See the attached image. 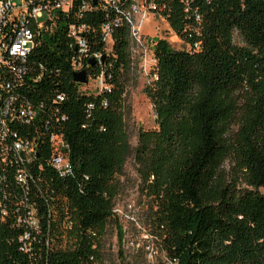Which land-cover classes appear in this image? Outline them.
I'll return each mask as SVG.
<instances>
[{
    "label": "trees",
    "instance_id": "obj_1",
    "mask_svg": "<svg viewBox=\"0 0 264 264\" xmlns=\"http://www.w3.org/2000/svg\"><path fill=\"white\" fill-rule=\"evenodd\" d=\"M82 1L58 13L57 27L37 36L27 58L25 94L45 102V119L30 163L0 146V212L8 206L3 218L0 213V264L102 261L117 176L131 153L123 97L134 56L130 28L114 22L116 10L90 0L93 7L80 17ZM156 2L185 44L176 49L165 38L156 40L158 78L146 92L157 128L141 132L134 151L156 200L164 248L171 264H264V0ZM129 5L122 0L121 7ZM80 22L90 25L89 54H103L94 64L86 57L81 67L102 76L106 86L97 92H86L73 78L79 51L70 46L68 25ZM108 22L110 48L101 30ZM195 43L198 49L188 48ZM33 75L40 78L31 80ZM59 95L64 99L54 101ZM55 131L69 143L73 175H61L51 163ZM21 135L34 137L25 129ZM227 158L237 166L236 176L223 168Z\"/></svg>",
    "mask_w": 264,
    "mask_h": 264
},
{
    "label": "built area",
    "instance_id": "obj_2",
    "mask_svg": "<svg viewBox=\"0 0 264 264\" xmlns=\"http://www.w3.org/2000/svg\"><path fill=\"white\" fill-rule=\"evenodd\" d=\"M74 2L75 0H0V146L5 147L7 151H13L21 164L30 163L34 157L38 148L36 138L42 134L41 122L45 119L42 114L45 102L43 100L35 102L25 94V91L30 90L25 79L31 72L27 58L37 36L45 31L52 32L57 27L58 13L69 12ZM121 3L122 0H100V7L116 10L118 14L114 22L118 24L124 21L129 26L131 49L134 56L137 45L147 40L143 36V28L150 16H158L166 21L160 13L164 6L158 4L156 0H130V5L124 8L121 7ZM92 7L90 0H83L78 6L79 16L82 17L83 12ZM186 10L188 11V8ZM197 18L200 19V15ZM89 30L90 25L86 22L68 25L70 46L79 51V64L76 71L81 70L82 62L86 57L89 59L95 57L99 62L103 57V54L99 52L89 54L86 36ZM101 30L105 42L111 47L112 23H104ZM155 43L156 41L153 44ZM187 46L189 49L192 47L198 49L199 43ZM153 57V78L156 79L158 76L155 71L154 53ZM98 77L102 79L101 89L105 88L102 76ZM30 78L37 80L40 75H33ZM63 99L64 96L59 95L54 101L58 102ZM23 129L32 133L34 137L32 139L23 137L21 135ZM50 144L53 150L51 163L61 175H73L74 165L66 152L69 150V143L64 134L51 132ZM17 178L19 181H24L23 171L18 173ZM87 178V175L83 177V179ZM7 212L8 206H1L2 218ZM30 224L33 225L34 222ZM25 237H28V233Z\"/></svg>",
    "mask_w": 264,
    "mask_h": 264
},
{
    "label": "rangeland",
    "instance_id": "obj_3",
    "mask_svg": "<svg viewBox=\"0 0 264 264\" xmlns=\"http://www.w3.org/2000/svg\"><path fill=\"white\" fill-rule=\"evenodd\" d=\"M143 36L134 52V69L126 78L123 97L125 130L131 146L123 171L117 176L118 194L114 200L113 215L108 220L101 238L102 261L100 264H171L157 226L154 210L156 200L150 196L138 171L135 148L143 131L157 128L156 113L146 87L153 81L154 41L165 38L176 49L185 44L164 19L151 15L145 22ZM241 38L236 37L239 41ZM110 47V44H108ZM89 81L82 87L86 92L102 88L101 77L88 73ZM242 103V101H240ZM242 111L239 110L231 133L237 132ZM223 168L228 176H236L238 169L227 158ZM264 192V186L260 188Z\"/></svg>",
    "mask_w": 264,
    "mask_h": 264
},
{
    "label": "water",
    "instance_id": "obj_4",
    "mask_svg": "<svg viewBox=\"0 0 264 264\" xmlns=\"http://www.w3.org/2000/svg\"><path fill=\"white\" fill-rule=\"evenodd\" d=\"M96 61H97V59L95 57H92L90 59V63L91 64H94ZM73 76H74L73 77L74 81L77 82V83L87 84L88 81H89L87 69H83V70H80V71H75Z\"/></svg>",
    "mask_w": 264,
    "mask_h": 264
}]
</instances>
